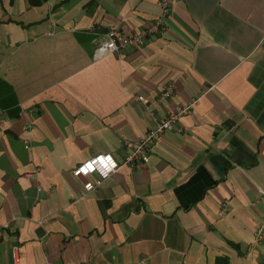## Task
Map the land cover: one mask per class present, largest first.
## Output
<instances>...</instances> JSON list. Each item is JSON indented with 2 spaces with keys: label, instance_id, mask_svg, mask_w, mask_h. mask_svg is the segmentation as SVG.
I'll use <instances>...</instances> for the list:
<instances>
[{
  "label": "crops",
  "instance_id": "obj_1",
  "mask_svg": "<svg viewBox=\"0 0 264 264\" xmlns=\"http://www.w3.org/2000/svg\"><path fill=\"white\" fill-rule=\"evenodd\" d=\"M170 2L142 47L94 59L105 31L142 28L158 0H0L16 100L0 107V264L14 244L22 264H264V0ZM190 100L145 165L80 195L71 169L122 161L151 113Z\"/></svg>",
  "mask_w": 264,
  "mask_h": 264
},
{
  "label": "built area",
  "instance_id": "obj_2",
  "mask_svg": "<svg viewBox=\"0 0 264 264\" xmlns=\"http://www.w3.org/2000/svg\"><path fill=\"white\" fill-rule=\"evenodd\" d=\"M170 0H158L159 14L156 15L142 28L135 29L124 33L119 28H110L105 31L102 37L96 42V45L92 51V58L99 59V57L108 53H121L126 47H142L152 35H156L163 28L164 18L168 15L170 9ZM172 93L171 84L165 85L159 92L157 101H163ZM136 99L144 101L140 95L135 96ZM195 100L187 101L186 103L175 105L173 109L168 110L162 117L152 115V124L148 127L145 133L136 139L124 140L123 143V159L117 161L111 153H95L91 155L87 160L80 162L70 173L75 178L82 180L80 195L84 196L90 190H94L104 178L112 174L119 165L127 164L129 166H142L148 161V150L154 141L159 137L160 133L174 129L175 123L182 116L187 114ZM30 124L27 122L24 131L28 132ZM180 128V127H178ZM27 148V144L23 145ZM38 168L31 172L24 173V176L28 178H35ZM94 174L95 178L91 179L89 175ZM1 190V189H0ZM260 200H264V193L259 196ZM225 201L220 202V208L224 207ZM264 216L261 219L260 224L255 227L252 241L257 240L263 231ZM11 264H22L19 261V251L16 244L11 246Z\"/></svg>",
  "mask_w": 264,
  "mask_h": 264
},
{
  "label": "trees",
  "instance_id": "obj_3",
  "mask_svg": "<svg viewBox=\"0 0 264 264\" xmlns=\"http://www.w3.org/2000/svg\"><path fill=\"white\" fill-rule=\"evenodd\" d=\"M15 94L11 86L0 77V107L9 109L16 106ZM15 109V108H14Z\"/></svg>",
  "mask_w": 264,
  "mask_h": 264
}]
</instances>
